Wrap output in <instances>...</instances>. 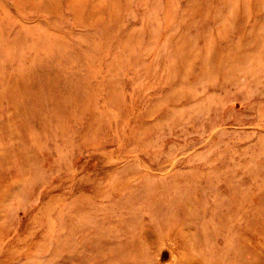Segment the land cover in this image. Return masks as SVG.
<instances>
[{"label":"rangeland","instance_id":"obj_1","mask_svg":"<svg viewBox=\"0 0 264 264\" xmlns=\"http://www.w3.org/2000/svg\"><path fill=\"white\" fill-rule=\"evenodd\" d=\"M0 264H264V0H0Z\"/></svg>","mask_w":264,"mask_h":264}]
</instances>
